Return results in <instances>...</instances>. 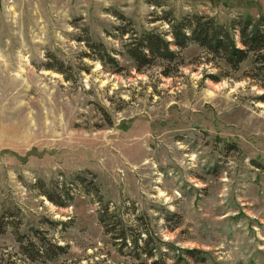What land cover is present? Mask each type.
<instances>
[{"label": "rangeland", "instance_id": "1", "mask_svg": "<svg viewBox=\"0 0 264 264\" xmlns=\"http://www.w3.org/2000/svg\"><path fill=\"white\" fill-rule=\"evenodd\" d=\"M191 14L232 31L264 0H0V264H264L253 55L137 71L123 49Z\"/></svg>", "mask_w": 264, "mask_h": 264}, {"label": "trees", "instance_id": "2", "mask_svg": "<svg viewBox=\"0 0 264 264\" xmlns=\"http://www.w3.org/2000/svg\"><path fill=\"white\" fill-rule=\"evenodd\" d=\"M164 19H166L169 30L166 34L149 31L138 37L135 33H132L127 38L128 41L124 42V52L133 62L137 71L142 67L153 65L157 60L173 63L179 59L178 51L186 48L189 43H195L208 54L224 61L233 70L238 69L249 55H253L254 63L258 65L256 75L264 84V16L252 20L239 18L237 21H233L231 29L237 33V41H235V33L208 16L191 14L179 20L168 16ZM125 34H128V32L122 33V35ZM166 36L170 37L171 40H168ZM171 47H175L178 51L171 50ZM101 57L104 58L102 55ZM108 61L114 62L113 59L109 58ZM94 191V193H97L95 188ZM43 194L54 203L59 202L46 191ZM99 218L105 227L111 221V216L104 207L101 209ZM124 235L123 231L118 234V238L122 240L123 245H125ZM138 238L139 236H136L133 240L134 249H139L137 247ZM149 242L147 238L145 244ZM30 246L33 247V253L37 255L42 253L47 255L49 251V253H52L49 256L51 258L64 251L60 247L47 246L46 249L42 245L41 248L36 249L34 245L30 244ZM142 251L145 252V250ZM145 253L148 257L152 256V250Z\"/></svg>", "mask_w": 264, "mask_h": 264}]
</instances>
